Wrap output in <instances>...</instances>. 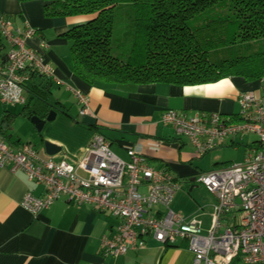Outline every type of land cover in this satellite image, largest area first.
<instances>
[{"label":"built area","instance_id":"2783aa9c","mask_svg":"<svg viewBox=\"0 0 264 264\" xmlns=\"http://www.w3.org/2000/svg\"><path fill=\"white\" fill-rule=\"evenodd\" d=\"M35 33L28 25L14 28L9 17L0 15L5 42V51L0 53L2 103L24 104L26 83L34 73L57 79L43 53L27 44ZM260 83L261 94L240 93L234 116L176 109L161 114L160 121L187 139L197 156L225 145L238 134L256 137L241 160L200 170L194 176L195 182L215 196L211 224L205 232L200 220L186 219L172 208L182 182L168 167L150 164L139 144L129 147L128 158L123 159L96 131L82 155L68 161L43 157L31 142L14 146L0 137V168L22 171L42 187L39 195L28 191L21 199L22 207L33 215L64 197L117 218L113 234L101 237L103 255L138 251L151 237L169 245L186 240L192 264H264V77ZM67 89L78 104V114L90 113L88 94L69 85Z\"/></svg>","mask_w":264,"mask_h":264},{"label":"crops","instance_id":"0c3cea01","mask_svg":"<svg viewBox=\"0 0 264 264\" xmlns=\"http://www.w3.org/2000/svg\"><path fill=\"white\" fill-rule=\"evenodd\" d=\"M0 12L10 18L14 28L28 25L39 30L27 39V44L43 53L58 79L51 84L49 102L52 103L50 97L55 96L53 103L65 106L62 94L70 92L67 85L89 96L90 113L79 115V122L69 118L72 124H68L71 132L67 143L50 130L37 140L42 146L43 139L61 146L53 155L47 154L43 146V157L75 161L96 131L92 124H97L118 156L127 159L126 150L139 144L150 164L168 167L182 182L172 200L175 211L186 219L212 214L215 196L209 192L206 196H196L193 190L199 184L194 176L200 170L243 158L256 137L249 142L242 136L236 139L235 135L225 145L197 156L187 139L176 135L171 126L160 121L161 114L166 109H176L188 114L214 111L235 115L239 110L241 92L262 93L259 80L247 81L242 76H230L215 82L189 85L164 82L91 85L72 71L71 57L68 52L66 54V47L70 44L61 36L82 22V18L46 17L43 1L40 5L30 1L0 0ZM36 81L30 78L26 83L25 103L28 102V90L36 88ZM25 103L12 105L0 100V121L6 111L14 114L6 140L14 146L31 142L40 151L34 141L37 130L30 118L22 114ZM18 120L21 124L17 126ZM231 144L235 145L232 146L235 152L228 155L225 147ZM202 160L210 163V167L203 165ZM78 172L86 175L83 170ZM28 191L39 195L42 187L28 180L22 171L12 173L7 168H0V264H192L193 254L184 239L169 245L147 237L146 245L138 251L117 256L103 255L100 252L101 237L113 234L117 218L90 204H74L64 197L33 215L21 205V199ZM234 264L240 263L235 261Z\"/></svg>","mask_w":264,"mask_h":264},{"label":"trees","instance_id":"16d2710c","mask_svg":"<svg viewBox=\"0 0 264 264\" xmlns=\"http://www.w3.org/2000/svg\"><path fill=\"white\" fill-rule=\"evenodd\" d=\"M42 1L46 17L83 19L61 36L70 44L72 71L91 85L264 77V0ZM4 45L0 34V53ZM31 79L36 88L22 114L44 116L53 80L35 73ZM13 117L6 111L0 121L5 139Z\"/></svg>","mask_w":264,"mask_h":264},{"label":"rangeland","instance_id":"374dc122","mask_svg":"<svg viewBox=\"0 0 264 264\" xmlns=\"http://www.w3.org/2000/svg\"><path fill=\"white\" fill-rule=\"evenodd\" d=\"M30 1L32 3H36L37 4H42V0H27ZM63 37V36H62ZM69 54L70 56V47H66V54ZM56 95V94H55ZM61 96V95H60ZM52 103L55 100V96L54 97H50ZM62 99L66 102L65 106H62L60 104H55V107L57 109L56 112V116L53 120L51 121H47L45 123V125L43 126L41 132L39 131H35V135L37 134V137H35V143L36 145L39 147V152L42 155L43 152V146L41 144V142H38L37 140L40 138H42V135L45 136V133L48 132V130H50L51 133H55L57 135H60L61 137H63V139H65L66 143H67V138H69L70 136V126L68 124H72L71 121H69L70 119L76 120V121H80V116L78 114L79 111V107L78 104L74 98V96L72 95L71 92L66 93V94H62ZM74 100V101H73ZM17 109H19V107H16ZM70 122V123H69ZM20 120L17 121V126L20 125ZM242 136L243 139H247L250 141L253 140L254 136L253 134H248V135H236V139H238V137ZM244 140H241V142H244ZM232 146H235L233 144H231V146L225 147V150H227V154L229 155L230 153H234L235 150ZM84 149H82V151H80L79 153H83ZM242 159V158H240ZM240 159H235V160H240ZM202 164L205 165L207 168L210 167V163H206V160H202ZM217 167V166H216ZM194 194L197 196V194H200L202 196H206V194L208 193V191L206 190V188L203 185L197 186L196 188H194L193 190ZM198 192V193H197ZM210 193V192H209ZM211 194V193H210ZM213 195V194H212ZM197 219L201 220V225H202V229L204 230V232L209 228L210 224H211V214L210 215H203L201 216H194Z\"/></svg>","mask_w":264,"mask_h":264},{"label":"water","instance_id":"95a60500","mask_svg":"<svg viewBox=\"0 0 264 264\" xmlns=\"http://www.w3.org/2000/svg\"><path fill=\"white\" fill-rule=\"evenodd\" d=\"M57 109L55 107L54 103H51L50 108L47 110L44 116H40L38 114H34L30 117L31 122L34 124L35 128L37 131L41 132L44 124L47 121H51L55 118L56 116ZM45 152L49 155H53L60 151L61 146L58 144L48 140V139H43L42 140Z\"/></svg>","mask_w":264,"mask_h":264}]
</instances>
